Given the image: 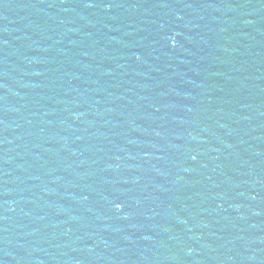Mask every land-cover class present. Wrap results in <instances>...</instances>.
<instances>
[{"label": "water", "instance_id": "water-1", "mask_svg": "<svg viewBox=\"0 0 264 264\" xmlns=\"http://www.w3.org/2000/svg\"><path fill=\"white\" fill-rule=\"evenodd\" d=\"M0 264H264V0H0Z\"/></svg>", "mask_w": 264, "mask_h": 264}]
</instances>
